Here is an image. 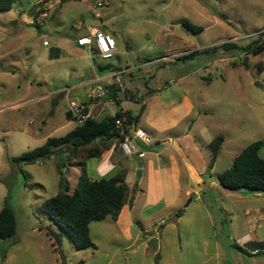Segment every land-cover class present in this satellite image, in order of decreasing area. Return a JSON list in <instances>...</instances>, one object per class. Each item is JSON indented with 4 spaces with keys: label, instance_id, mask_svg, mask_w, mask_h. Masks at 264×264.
Here are the masks:
<instances>
[{
    "label": "rangeland",
    "instance_id": "obj_1",
    "mask_svg": "<svg viewBox=\"0 0 264 264\" xmlns=\"http://www.w3.org/2000/svg\"><path fill=\"white\" fill-rule=\"evenodd\" d=\"M41 4L49 7V15L41 33L44 37L37 40V28L23 17ZM98 15L108 21L119 51L110 59L97 57L98 63L122 66L126 73L121 77L140 98L149 89L167 92L171 88L175 97L185 90L194 103L191 120L186 121H197L195 130L200 134L206 127L205 140L222 137L218 156L210 160L209 167H215L208 179H212L209 173L214 176L232 166L243 148L264 140V49L244 52L249 43L264 42V0H17L10 11L0 12V210L8 204L18 221L12 238H0V264H61L48 227L60 235L67 264H264L263 250L249 256L231 246L247 234V214L264 208L259 199L264 193L237 192L248 198L228 200L223 192L208 188L201 193L202 200L191 202L192 191L177 202L183 215L178 225L169 222L175 216L170 209L144 210L150 204L141 201L134 216L142 210V217L153 212L151 217L136 220L129 232L121 227L126 223L119 225L111 216L94 221L90 225L93 245L84 250L76 249L44 211L45 200L63 189L65 177L72 189L78 185V163L87 161L85 151L77 152L76 164L68 162L66 154L27 164L14 163L12 158L42 146L48 135L62 136L73 129L76 124L67 118L72 94H48L84 83L86 93L93 86L87 81L101 72L83 50L57 62H47L43 53L39 56H44V62L36 56L39 50L47 51L43 40L53 44L56 36L82 32L80 25L101 26ZM184 20L202 26V31H189ZM225 42L232 44L220 46ZM172 48L210 50L193 59L172 61L174 53H180ZM205 78H211V83ZM170 79L174 84H169ZM129 104L134 110L141 106ZM115 108L107 109L113 113ZM260 154L264 158V145ZM137 157L129 158L133 173L129 182L135 190L142 170ZM58 162H64L68 171L61 174ZM140 224L142 231L136 227Z\"/></svg>",
    "mask_w": 264,
    "mask_h": 264
},
{
    "label": "crops",
    "instance_id": "obj_2",
    "mask_svg": "<svg viewBox=\"0 0 264 264\" xmlns=\"http://www.w3.org/2000/svg\"><path fill=\"white\" fill-rule=\"evenodd\" d=\"M33 12L34 9L32 10V13ZM98 17L101 19V26L97 24H89L87 26L80 25V29L83 28L82 32L79 33L78 31L73 36H70L69 33L56 36L53 44L43 40V48L46 46L47 51L44 53V50H39L36 58H41V62H44V56H39L43 53L47 58V62H57V60L61 59L70 60L71 58L76 57V50H83L92 56L95 64H97L98 62L96 59L97 57L100 58V56L92 55L88 47L79 45L77 41L88 35L92 28L103 29L112 35L111 29L108 26V21H103L102 16L100 15H98ZM10 20L12 22L14 21L12 17ZM37 30L39 33H35V31H29L28 33L34 32L37 36V40H39L40 37H44V34H41L44 33V24L41 25V29L37 28ZM45 42H47V44H45ZM172 49L178 50L179 48ZM190 51H192L191 48L183 51L178 50L177 52L180 53L176 54L175 52L173 55L175 58L172 61H177L176 58L178 56ZM118 54L119 51L115 55ZM84 56H87V54H84ZM98 64L107 65L110 63L104 64L101 62ZM113 67V70L102 71L98 69L101 73H98L87 82L91 83L98 78L100 79L105 76L108 77V75L118 74L119 71H121L120 69H124L122 66L118 68L113 65ZM125 73L126 72H123L116 77H109L103 81L102 84L107 89V98L100 101H91L88 99L83 87L85 86V83L81 86L75 84L67 86L71 88L68 94H72V96H69V99L75 97L81 99L84 103L86 102L88 111L92 113L94 118L102 119L107 115L115 114L119 110H130L134 116L139 115L140 118L135 122V125L144 128L152 139L151 144L142 146L146 151L145 157H137L138 161L140 160L142 169L140 178H137V190L130 186L129 181L133 174L132 166L129 162L130 156L125 155L120 146V140L118 137L111 138L104 142H98L97 144L103 149L101 154L87 158V171L92 180L110 178L118 173L125 176V181L128 186L126 204L115 222L119 225L121 222L126 223L121 225V227H125L126 231L129 232L132 224H136V220L145 221L151 217L153 212H149L146 217H142V210L139 216H134V211L137 208L138 203L141 201L145 204H150L146 205L143 208L144 210L149 209L148 211H150L151 207H156V209H158L154 212L170 209L175 215L174 218L180 222L183 215H181L182 212L177 204L179 198H183L184 196L187 197L192 191H194L193 195L195 196L194 199L191 198V202L193 200H202L201 193L208 188L223 192L228 200H231V198H248L247 194L241 195L242 193L238 194L237 192L226 190L219 185V182L216 181V175L223 171L217 172L216 175H214L215 177L209 173V176L212 177V179H208L207 174L209 170H213L215 167L214 165L213 168H211V166L209 167L210 160L213 156V152L209 145L218 136H211L205 140L204 132L206 131V127L203 130L204 132L200 134L199 131L196 132L195 130L197 121H186L191 120V116L194 113V103L188 96L187 92L183 90L182 95L175 97L172 96L175 91L170 90L171 88H169V91L167 92H159L158 90L149 89L144 96L140 98L138 92L137 94L134 93V89L130 90L125 84L124 79L121 77V75ZM183 77L187 76L185 75ZM205 81L210 84L212 80L211 78H205ZM172 84H174V82ZM28 86L31 87L32 83ZM55 90L48 95L50 96L52 94L54 96L56 94H64L58 93L57 89ZM129 101L140 103L141 106H138L134 110L129 104ZM122 104L125 105V109ZM115 105L118 107H113ZM107 108L110 112L113 108H115V110L113 113H110ZM68 111L69 103H67V112ZM68 119L71 120L70 122L75 124L78 123L72 118V116ZM49 136L50 135L46 136L44 139L47 140ZM208 152H210L211 155H208ZM66 156L69 157V154L67 153ZM76 158L77 155L71 158L74 163H76ZM110 166L112 172L110 171ZM63 170L68 171V168L65 166ZM254 193H250V195ZM259 199L264 205V196L259 195ZM190 203L186 204L185 207L187 208ZM203 206L209 211L204 200ZM247 216V234L238 236L234 242L244 247L252 254L257 253L259 250L264 251V208L257 207L254 214L250 215L248 213ZM209 218V221H214L212 214H209ZM140 225L142 231L143 225ZM258 231H261V233L258 234ZM232 244L231 246H233Z\"/></svg>",
    "mask_w": 264,
    "mask_h": 264
},
{
    "label": "trees",
    "instance_id": "obj_3",
    "mask_svg": "<svg viewBox=\"0 0 264 264\" xmlns=\"http://www.w3.org/2000/svg\"><path fill=\"white\" fill-rule=\"evenodd\" d=\"M16 1L0 0V12L10 11ZM41 6L33 13L32 10L34 8L31 9L29 14L32 13L33 16H37L44 11V4H41ZM43 24L44 22L36 24L35 27L41 29ZM183 24L186 29L194 33H199L203 29L202 26L188 20H184ZM231 44V42H225L220 46L226 47ZM215 48L212 47V49ZM244 48L246 52H258L264 49V42L249 43ZM209 50V48L192 50L178 56L176 59H193L202 52H208ZM96 65L102 71L114 69L111 64L101 65L97 63ZM86 111H88V108ZM67 116L68 118L71 117L69 111ZM118 117L126 118L127 122H137L140 118L139 115L134 116L130 110H119L114 115L110 114L102 119L88 118L84 122L77 123L67 134L49 137L42 146L30 149L20 156L13 157L12 161L18 164H27L68 153V162L76 164L78 162L74 163L71 158L76 156L80 150L85 151L86 158L100 155L103 149L97 143L118 136L114 128L115 120ZM222 140V137H217L209 145L214 158L220 152ZM263 145L264 140H257L243 148L234 158L232 166L218 174L219 184L226 190L233 192H244L247 189L246 192L264 193V158L260 155ZM78 165L80 168L78 185L72 189L70 181L65 177L61 181L63 189L58 194L45 200L43 208L59 228L68 234L74 247L78 250H84L93 245L90 228L92 222L103 220L109 216L113 219L119 217L126 204L128 186L123 174L92 180L88 175L87 161H80ZM56 166L57 170L62 174L66 164L58 162ZM17 227L18 221L15 211L6 204L0 210V238H12L17 232ZM47 234L49 235L48 232ZM232 245L238 251L249 256L259 255L260 253L258 251L252 254L236 242Z\"/></svg>",
    "mask_w": 264,
    "mask_h": 264
},
{
    "label": "built area",
    "instance_id": "obj_4",
    "mask_svg": "<svg viewBox=\"0 0 264 264\" xmlns=\"http://www.w3.org/2000/svg\"><path fill=\"white\" fill-rule=\"evenodd\" d=\"M44 11L39 13L37 16H33L32 13H26L23 17L25 23L35 26L41 24L47 19L49 15V7L44 6ZM29 15V17L27 16ZM78 44L88 47L92 55H97L103 59H110L115 56L118 52V45L114 37L100 28H92L88 35L78 39ZM47 44V42H45ZM123 73V70L119 71L118 74L108 75L103 78H98L91 82L93 86L86 91V95L91 101H100L106 97L107 89L102 85L103 81L109 77H116ZM107 77V78H106ZM174 80H170L171 85ZM70 87L64 86L60 88L58 93H69ZM69 112L72 118L78 122H84L88 118H92L93 115L90 111H86L87 104L78 98L72 97L69 99ZM114 115V114H113ZM124 117H118L115 120V130L117 137L120 140V146L124 151L125 155L130 156L136 154L139 158H143L146 155V151L143 149V145L152 143L151 137L145 131L144 128L135 125V122H127Z\"/></svg>",
    "mask_w": 264,
    "mask_h": 264
},
{
    "label": "water",
    "instance_id": "obj_5",
    "mask_svg": "<svg viewBox=\"0 0 264 264\" xmlns=\"http://www.w3.org/2000/svg\"><path fill=\"white\" fill-rule=\"evenodd\" d=\"M40 6V5H39ZM38 8L35 7L34 8V11ZM139 164H140V160H139ZM211 168H213V165H211ZM140 175H141V170L139 171L138 173V177L140 178ZM245 192L247 191V189L244 190ZM170 223H173V224H176L178 225V221L176 218L172 219L169 221ZM137 228L140 229L139 225H136ZM47 232L49 233V235L55 240L56 242V245H57V248L59 249V257H60V260H61V264H67V261H66V257L64 255V252L63 250L61 249L62 248V239L60 237V235L54 231L52 228L48 227L47 228Z\"/></svg>",
    "mask_w": 264,
    "mask_h": 264
}]
</instances>
